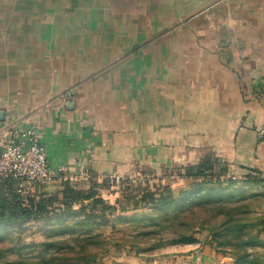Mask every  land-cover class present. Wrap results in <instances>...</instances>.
Segmentation results:
<instances>
[{
    "label": "crops",
    "instance_id": "obj_1",
    "mask_svg": "<svg viewBox=\"0 0 264 264\" xmlns=\"http://www.w3.org/2000/svg\"><path fill=\"white\" fill-rule=\"evenodd\" d=\"M263 122L264 0H0V137L34 131L77 188L207 158L264 176ZM199 250L234 263L200 241L156 263Z\"/></svg>",
    "mask_w": 264,
    "mask_h": 264
},
{
    "label": "trees",
    "instance_id": "obj_2",
    "mask_svg": "<svg viewBox=\"0 0 264 264\" xmlns=\"http://www.w3.org/2000/svg\"><path fill=\"white\" fill-rule=\"evenodd\" d=\"M228 174L227 167L219 165L216 159L207 158L199 165L180 168L179 175L188 181V189L178 190L170 185L164 186L160 192L145 189L138 206L157 212L134 220L148 227L138 229L134 238L140 242H152L158 235L157 238H164L160 233L168 231L173 235L172 244L196 243V226L200 224L201 230L212 232L218 250L232 251L234 264H253L256 260L253 249L264 244L260 237L264 234V227L257 229L256 233L251 231L256 226L251 221L256 220V207L263 205V202L256 203L264 198V176L258 173L237 179ZM97 187L98 184L93 183L90 189L82 190L68 181L59 194L53 196L39 194L23 198L16 191L11 192L0 198V226L47 219L57 210L63 215L84 216L81 219L84 223L88 219L97 220L117 213L119 208L103 198ZM76 205L80 206L78 210L74 209ZM204 209L208 210V215H200ZM194 219L199 220V224ZM261 221L259 225L264 226V219ZM140 242L131 246L148 250ZM0 254H4L3 249ZM42 261L48 262V259Z\"/></svg>",
    "mask_w": 264,
    "mask_h": 264
},
{
    "label": "rangeland",
    "instance_id": "obj_3",
    "mask_svg": "<svg viewBox=\"0 0 264 264\" xmlns=\"http://www.w3.org/2000/svg\"><path fill=\"white\" fill-rule=\"evenodd\" d=\"M163 170L165 171L161 176L153 174L150 169L136 174L109 176L105 180H100V183L94 180L99 186L96 188L99 194L119 208L114 215L99 217L97 220L88 219V222L84 223L81 220L84 216L72 213L63 215L57 210L47 219L0 226V249L4 250V254H0V264H157L156 258L175 255L172 250L177 247L195 244H172L170 240L173 235L168 231L160 233L164 238H157L158 235L152 242H140L134 238L138 229L148 228L141 221L134 220H141L142 217L157 212L149 207L138 206L140 196L145 189L160 192L167 185L178 190L189 187L188 181L179 175L180 167ZM90 188L91 185L79 187L82 190ZM57 194L58 191L45 195ZM261 202H263L262 207H256L254 214L256 220H251L252 225H256L251 230L255 233L257 229L264 227L259 225L264 219V198L256 204ZM79 208V205L74 207L77 210ZM207 211L204 209V213L200 215H208ZM198 221L194 219L197 224ZM200 227V224L196 226L198 241L209 244L217 253L231 256L235 263L232 251L218 250L216 243H213L212 232L209 229L201 230ZM255 233L252 234L256 235ZM260 237L264 242V234ZM246 238H249L248 235ZM136 242H140V245L147 247L148 250L141 251L131 246ZM198 252L200 255L204 254L201 250ZM253 252L256 253L253 264H264V244L254 248ZM42 259H48V262Z\"/></svg>",
    "mask_w": 264,
    "mask_h": 264
},
{
    "label": "built area",
    "instance_id": "obj_4",
    "mask_svg": "<svg viewBox=\"0 0 264 264\" xmlns=\"http://www.w3.org/2000/svg\"><path fill=\"white\" fill-rule=\"evenodd\" d=\"M264 139V122L258 130ZM62 167L55 168L49 161L46 148L39 143L34 131L20 133L9 130L0 137V184L7 181L18 183L19 193L39 184H52L59 179L74 180L66 176ZM203 255L199 252L193 264H201Z\"/></svg>",
    "mask_w": 264,
    "mask_h": 264
}]
</instances>
